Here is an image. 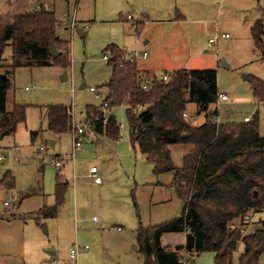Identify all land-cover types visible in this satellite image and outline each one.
Masks as SVG:
<instances>
[{
    "label": "rangeland",
    "instance_id": "374dc122",
    "mask_svg": "<svg viewBox=\"0 0 264 264\" xmlns=\"http://www.w3.org/2000/svg\"><path fill=\"white\" fill-rule=\"evenodd\" d=\"M25 1L0 0V22H8L14 14L38 5L22 9ZM119 2L47 0L44 4L57 16L58 36L71 44L72 64L67 69L52 65L16 70L8 108L12 110L13 104L26 106L27 120L15 134L0 140V156L5 159L0 170L4 177L10 174L14 178L12 187L0 186V264H145L138 246L139 228L182 216L185 201L172 186L173 173L155 175L154 165L132 145L124 107L111 111L119 125H125L117 141L88 134L84 146L75 151L73 132L56 135L49 130L50 106L64 105L72 110L73 124L88 121L89 106L100 109L108 93L104 86L113 73L102 53L104 48L124 41L133 42L129 50L136 48V29L131 23L119 21V9L126 12V5ZM168 4L171 10L186 7L189 19L193 12L210 17V37L220 36L217 47H211L206 30L194 31L197 26L185 23L177 32L170 29L158 35L156 47L162 55L150 56V60L163 61L160 73L167 69L218 72L220 94L229 100L219 101L205 111L191 103L188 118L193 125L204 124L206 116L214 112L224 123H242L245 116L258 113L264 136V102H256L251 82L244 79L247 75L264 80V61L251 33L255 22L264 19V0H169ZM74 21L76 27L72 30ZM80 30L85 32L84 38ZM224 33L230 38H222ZM140 38L144 45V35ZM11 55L8 47V63ZM83 85L86 89L82 90ZM91 87L102 98L92 93ZM50 140L58 144L53 148ZM170 150L174 166L181 169L190 147L172 145ZM62 158L60 170L56 163ZM93 167L103 180L100 186L90 177ZM58 174L67 184V192L64 204L53 216L50 209L56 204ZM5 202L9 206L2 207ZM263 221L264 212L254 214L246 232L259 230ZM74 247H81L76 259L72 258ZM243 248L241 243L235 258ZM195 259L194 264H215L211 252L199 253ZM258 264H264V255Z\"/></svg>",
    "mask_w": 264,
    "mask_h": 264
},
{
    "label": "trees",
    "instance_id": "16d2710c",
    "mask_svg": "<svg viewBox=\"0 0 264 264\" xmlns=\"http://www.w3.org/2000/svg\"><path fill=\"white\" fill-rule=\"evenodd\" d=\"M55 12L44 5L40 10L19 12L10 21L0 22V140L16 133L27 120V107L13 104L8 108V95L13 88L16 70L72 64L69 43L57 34ZM264 19L255 22L252 38L264 61ZM56 44L62 55L53 59L51 45ZM11 47V63L5 57ZM110 56L113 67L111 80L104 86L108 93L110 118L103 117L95 128L100 135L117 141L121 129L112 109L124 107L130 141L138 147L155 169L157 176L173 173V188L184 199L180 218L167 223L140 227L138 246L145 264H194L183 262L187 254L211 252L215 264H258L264 255V221L255 232L233 229L239 223L246 227L244 216L264 212V136L260 133L258 113L253 120L242 123L219 122L217 112L207 115V121L194 126L184 117L191 103L203 111L217 104L220 98L216 70L185 69L174 72L169 81H156L145 90L137 62L125 61L124 53L114 45L103 52ZM255 99L264 102V80L249 77ZM101 108V106H100ZM100 113L95 106L87 108L88 121ZM49 130L61 135L72 132L71 111L64 105L48 109ZM186 136V137H185ZM185 144L190 152L184 157L183 167L174 166L170 147ZM4 182L14 185L12 175ZM67 184L57 176L56 204L50 209L55 216L65 202ZM187 233L186 245L166 248L161 239L168 233ZM243 251L235 258L240 244Z\"/></svg>",
    "mask_w": 264,
    "mask_h": 264
},
{
    "label": "crops",
    "instance_id": "0c3cea01",
    "mask_svg": "<svg viewBox=\"0 0 264 264\" xmlns=\"http://www.w3.org/2000/svg\"><path fill=\"white\" fill-rule=\"evenodd\" d=\"M46 1L47 0H40L41 5H44ZM119 3H121L122 5L124 3L126 5V8H125L126 12H123L122 8H120L119 12H117V14L120 15L119 21L131 23L134 29H136L135 32H136V35L138 36V39L144 35L145 42H144V45H142L140 44V40L137 39V42H136L137 46L136 48H132L133 50H129L133 42H127V41L115 42L116 44L112 43L110 45L117 46L124 53V55H128L131 52L133 53L138 52L139 58L136 62L141 72L140 74L141 81L147 84L150 82H154L156 78L159 79L163 75V73L159 72L160 71L159 68H161L159 66L162 64L163 61L160 60V58H154L150 60L151 59L150 56H161L162 55L161 52L156 47V42H158V35H162L166 30H170V29L177 32V30L182 28L183 25H185V23H190L189 25H192V27L193 25L197 26L196 28H194L195 29L194 31L206 30L205 32H207L208 38H210L213 32L211 31L213 26H212V19H210V17L208 18L200 17L198 13L193 12L192 19H189V16H187L188 10H186V7L181 5V7H177L174 10H171V8H169L170 4H168L169 0H120ZM177 3H180V1H177ZM34 4H35V0H26L25 2H22V9L29 8L33 6ZM33 10H35V8ZM166 16L168 18H165ZM95 18H97V16H95ZM73 23H75V21ZM75 27H76V24H75ZM71 28L72 30L74 29L73 27ZM80 32L84 34V37L86 36L84 31L80 30L79 33ZM251 33H252V29H251ZM224 34H229V33H224ZM59 38L61 39L60 36ZM61 41L65 43H69V46L71 45L70 42L67 40L61 39ZM122 43H126V44H124V46L122 47L123 45ZM70 50H71V47H70ZM147 52L149 53L147 57L145 58L144 53H147ZM141 59L143 60L141 61ZM179 70H182V69H179ZM179 70L167 69L165 71L169 73H174ZM221 95H224V94H221ZM256 102H259V101L256 100ZM230 112L232 113V110ZM249 117L253 118L252 116H249ZM89 134L94 136V138H96V136H104V135L97 134L95 131L90 132ZM50 143H53L54 147L58 144V142L54 140H50ZM98 176H99V171H98ZM90 177H91V172H90ZM173 178H174V174L172 177V186H173ZM3 204H1L2 207H3ZM183 234H184V237H182ZM183 234L168 233L167 235H164L162 237L161 244L166 248L168 247L175 248L177 246L186 245L185 243L187 239V233H183ZM164 241H166L167 242L166 244H169V245L166 246Z\"/></svg>",
    "mask_w": 264,
    "mask_h": 264
},
{
    "label": "built area",
    "instance_id": "2783aa9c",
    "mask_svg": "<svg viewBox=\"0 0 264 264\" xmlns=\"http://www.w3.org/2000/svg\"><path fill=\"white\" fill-rule=\"evenodd\" d=\"M35 3L38 4L35 7V10H40L41 9V5L39 4V0L38 1L35 0ZM72 27L75 28V23L72 24ZM221 37L222 38H224V37L225 38H229L230 36H229V34H224ZM219 39H220L219 35L210 37L209 40H208L209 41V45L211 47H217ZM147 55H148V52L144 53V57L145 58L147 57ZM138 58H139L138 52H134V53H131L129 55H124L123 56V59L125 61H130V62H135V61L138 60ZM105 59L109 61L110 60V56L105 55ZM172 75H173V73H168V72L163 73V76H161V78H159V79L156 78V80L154 82L163 81V80L164 81H169L172 78ZM154 82H150L148 84L144 83L143 88L145 90H148L152 86V84ZM90 91L92 93L97 94V97L99 99L102 98V96L98 93L99 91L96 88L91 87ZM105 100H106V98L102 102V105H101V108H100V113L101 114L93 116L85 124H73L72 132L74 133V150L75 151L79 150L80 148H82L84 146L85 137L90 132H94L95 131V128L97 127L98 123L101 121V117H103L104 124H107L109 122V118H110L109 117L110 116L109 115L110 114V112H109V104ZM226 100H228V96L227 95H220L219 101L226 102ZM184 117H188V114L185 113ZM252 120H253V118H251L249 116L245 117V121L246 122H250ZM124 128H125V125L121 124L120 125V129H124ZM4 160H5L4 157L0 156V164H2L4 162ZM63 161H64V159L62 158V159H59V161L56 163L57 168H59L60 170L62 168V162ZM91 177L94 179V183L96 185H101L102 184L103 180H102V178L100 176H98V170H97L96 167H93L91 169ZM4 179H5L4 172L2 170H0V186L4 185L5 187H7L8 185L4 182ZM6 206H9L8 202H5L3 204V207H6ZM253 215H254V213H249V214L245 215L244 219H243L244 223H246V224L250 223L252 221V219H253ZM232 227H233V229H241L243 232L246 231V227L245 228L242 227L241 224H239V225L234 224V225H232ZM85 249H88V247H85ZM80 250H81V247H74L72 249L71 252H72V258L73 259H76V257H77V255H78ZM186 256H187L186 258L183 257V262L184 263L188 262L189 259L190 260L192 259V260L195 261L196 260L195 258L197 257L196 254H187Z\"/></svg>",
    "mask_w": 264,
    "mask_h": 264
},
{
    "label": "water",
    "instance_id": "95a60500",
    "mask_svg": "<svg viewBox=\"0 0 264 264\" xmlns=\"http://www.w3.org/2000/svg\"><path fill=\"white\" fill-rule=\"evenodd\" d=\"M80 34H81V37H84V34L83 33L80 32ZM50 51H51V54H52V58L53 59H57V58H59L62 55V53L57 49V46L54 43L51 45ZM244 77H245L244 78L245 80H249V76L245 75ZM63 80H65V81L68 80L67 75L63 76ZM85 88H86V85H83L81 87L82 90L85 89ZM205 109L207 110V107ZM50 145H51V147H54V144L53 143H51ZM7 185L8 186H11V183H8Z\"/></svg>",
    "mask_w": 264,
    "mask_h": 264
}]
</instances>
